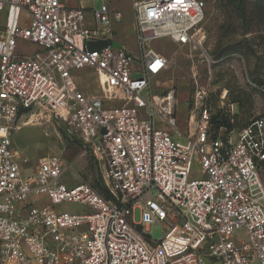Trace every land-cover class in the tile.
<instances>
[{
  "label": "built area",
  "instance_id": "1",
  "mask_svg": "<svg viewBox=\"0 0 264 264\" xmlns=\"http://www.w3.org/2000/svg\"><path fill=\"white\" fill-rule=\"evenodd\" d=\"M76 1L68 8L61 0H0V264H264V119L234 139L213 138L203 109L182 135L172 97L151 87L168 66L152 43L199 46L204 2L135 0V59L112 47L120 12L105 0L99 8L96 0ZM83 2L92 3L93 27ZM18 42L36 50L21 56ZM91 42L110 45L91 51ZM87 69L100 96L78 87L73 73ZM36 107L89 151L110 200L85 182L62 184L66 168L57 156L39 158L23 175L11 137ZM194 165L199 179H190ZM65 202L88 211L55 213ZM154 223L164 231L159 242L147 230Z\"/></svg>",
  "mask_w": 264,
  "mask_h": 264
},
{
  "label": "rangeland",
  "instance_id": "2",
  "mask_svg": "<svg viewBox=\"0 0 264 264\" xmlns=\"http://www.w3.org/2000/svg\"><path fill=\"white\" fill-rule=\"evenodd\" d=\"M105 1L111 12H120L123 17L121 23L111 26L112 47L120 49L124 46L134 57L137 56V46L130 31L135 0ZM202 1L205 19L197 37L199 39L203 34L204 38L199 46H177L168 40L152 43L151 48L166 58L168 66L161 76L152 80L151 87L158 97H172L180 134H188L190 117L197 119L199 112L206 109L212 122L211 134L216 131L217 124L226 123V128L216 131L217 135L234 139L242 125L253 119H264V0H245L246 22L243 24L235 7L242 0ZM61 2L68 8L78 6L76 0ZM101 3L102 0H96V8ZM83 7L87 27H93L92 3L83 2ZM18 22L22 28L27 27L26 13L19 14ZM16 49L21 56L36 50L34 46L21 42L17 43ZM73 75L85 94L101 95L93 71L87 69ZM21 122L27 124L22 126L20 123V129L12 134L11 143L21 157L17 163L23 175H31L30 171L39 158L57 156L66 168L61 176V183L66 187H74L80 182H95L96 166L89 151L70 141L64 135L63 126L49 112L33 108ZM228 125L231 127L229 132ZM23 159L28 161V165L22 164ZM259 175L264 185V169L259 171ZM199 178L200 169L194 165L190 179ZM53 210L57 214L82 215L88 208L65 202L54 205ZM131 216L134 223L140 222L138 209ZM147 230L154 242H159L164 236L159 223L149 224Z\"/></svg>",
  "mask_w": 264,
  "mask_h": 264
},
{
  "label": "trees",
  "instance_id": "3",
  "mask_svg": "<svg viewBox=\"0 0 264 264\" xmlns=\"http://www.w3.org/2000/svg\"><path fill=\"white\" fill-rule=\"evenodd\" d=\"M244 2H245V0H242V3H239L237 6H235V7H236V10H237V12H238V16H239L240 22H241L242 24L246 22V12H245V9H244V6H243ZM234 103H238V101H234ZM248 123H249V122H247V123H245L244 125H242L240 129H242V128H243L244 126H246ZM211 124H212V122L210 121V126H211ZM225 124H226V123L217 124V125H216V131L219 130V129H221V128H223V127L226 128ZM227 127H228V131H227V132H229L230 129H231V127H230L229 125H228ZM240 129H239V130H240ZM239 130H238V131H239ZM216 131H213V132H214V133L212 134L213 138L216 137V135H217V132H216ZM226 134H227V133H226ZM225 137H227V135H226V136L223 135V138H225ZM69 140H70V139H69ZM70 141H72L73 143L78 144L80 147H82L81 144H80L78 141H75V140H70ZM94 164H95V162H94ZM95 166H96V164H95ZM96 167H97V166H96ZM96 167H95V169H96V174H97V175H96V180H95V182H94L93 184H90V185H91L94 189H96V190L99 192V194H100L101 196H103V197H104L105 199H107V200H110L112 197H111V195L109 194V192L107 191V189L105 188V186H104V184H103V181H102V177H101L100 171H99V169L96 168Z\"/></svg>",
  "mask_w": 264,
  "mask_h": 264
},
{
  "label": "water",
  "instance_id": "4",
  "mask_svg": "<svg viewBox=\"0 0 264 264\" xmlns=\"http://www.w3.org/2000/svg\"><path fill=\"white\" fill-rule=\"evenodd\" d=\"M109 45H110L109 42H91V43H88L87 47L89 50L93 51V50L102 49V48L107 47ZM103 133H104V131H103Z\"/></svg>",
  "mask_w": 264,
  "mask_h": 264
},
{
  "label": "crops",
  "instance_id": "5",
  "mask_svg": "<svg viewBox=\"0 0 264 264\" xmlns=\"http://www.w3.org/2000/svg\"><path fill=\"white\" fill-rule=\"evenodd\" d=\"M137 56H138V55H137ZM137 56H135V57L133 56V57L136 59V58H137Z\"/></svg>",
  "mask_w": 264,
  "mask_h": 264
}]
</instances>
